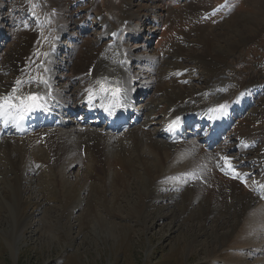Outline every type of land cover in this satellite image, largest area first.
Instances as JSON below:
<instances>
[{"label": "bare ground", "instance_id": "obj_1", "mask_svg": "<svg viewBox=\"0 0 264 264\" xmlns=\"http://www.w3.org/2000/svg\"><path fill=\"white\" fill-rule=\"evenodd\" d=\"M43 1L47 3L48 0H38L39 3ZM53 1L58 3L59 8L47 6L49 4L47 3L46 6L51 16L48 15L45 18L34 16L32 25H29L28 20L21 19L24 15H21L19 20L16 19L15 12L14 17L9 16V11H6L4 4H0V39L8 30L4 27L5 23H1L5 16L10 17L12 23L15 24L21 39L24 38L29 42L28 47H22L15 51L17 56H14L16 61L13 60V64L3 65L4 71L2 70V72L11 68L9 71L12 76L9 78L7 76V80L4 76H0V103L4 105L0 109V118L7 121L0 127V162L3 166L5 164L1 171L4 172L3 184L11 188V210L14 212L15 218L20 216L19 224L16 223L15 226V234L20 232V226L25 224V220L28 221L34 213H40V210L42 211L44 208V206L33 202L34 194L37 195L39 192V190L37 192L36 179L33 176H36L38 171L46 173L53 169L49 166L50 164L60 165L65 159L75 156L78 157L75 161L76 166H81L79 157H82L84 152L88 161L96 166L104 167L103 169H110L113 165H116V168L121 166L119 171L122 170V174H120L121 172L117 174L124 178L138 174H144L150 178V182L146 184L149 195L142 198V205H147L148 201L157 199L155 191L161 189L163 183L172 180L171 184L176 190L188 187L189 189L186 191H192L195 197L201 198L203 202L207 201V205H205L207 213L214 212L215 206L221 204L228 205L231 209L238 206L237 208L243 211L239 215L241 218L248 220L252 216L251 219L256 221V212L253 211L256 209L257 200L254 198L262 199L263 202L257 216L263 221L264 179L258 181L253 176L256 157L247 158V153L244 151L245 147L254 143L246 140L249 135L255 134V129L250 127L239 129L236 131L237 136L233 142L227 140L222 132L217 134L215 130H209L207 134L200 133L196 129L191 130L189 136L188 133L186 134V139L182 136L177 137L179 140L176 142L167 136L169 132L176 129L177 123L183 124L189 118H193L194 121L199 118L197 122L204 123L202 116L209 121L208 126L216 124L215 127L218 131L230 128L236 121L235 119L233 122L234 112L239 110V113L244 116L254 103L256 95L261 91V85L257 80L248 81L255 75L247 74L246 79L245 77L239 79V83L235 82L234 85H219L227 79L226 74L219 73L216 78L211 79L212 85L205 84L195 87V85H190L191 80L188 77L193 71L190 69L188 74V70H186L188 67L181 66L183 63L180 64V70L173 72L177 67L172 65L173 62L167 61L166 71H164L166 74L168 73L167 83L164 80L166 74L163 72L165 75L160 76L163 70L162 65L158 64L159 66L154 72L149 69V64L154 66L158 62V50L163 42L160 37L154 47L149 42L152 39L151 36L158 32V26L162 22L168 23L171 19H180L183 13L186 14L184 6L173 4L168 9L170 17L165 19L164 5L156 3L155 0H128L132 2L133 7L122 9L120 15L111 10L112 17L117 16V19L112 21L107 13L103 12L100 0H88L89 3L84 4L83 7L74 3L67 8H64L65 3H59L61 0ZM16 3L17 9L22 8L21 10L29 11L28 15L33 13L31 5H20L19 0ZM18 5L20 6L18 7ZM195 9L192 10L195 11ZM102 12L105 13L104 17L101 16ZM79 14H83V18L74 20V17ZM93 14L99 20L92 24L94 26H89V17ZM53 17L56 18L57 25L56 33L49 40L52 44L45 49L43 57L34 65V61L39 56L37 45L41 28L49 25ZM37 20L39 25L35 26ZM249 20L253 23L256 22L252 17ZM90 29L96 31L92 42V51H80L68 61L60 59L61 54H66V58H68L71 53L67 50L68 46H64L63 41L77 39L80 35L87 34ZM147 34L151 39L145 37ZM202 35L204 36L200 38L201 40L208 38L205 37L206 31L204 30ZM185 42L190 44V41ZM139 49L142 52H139ZM230 56L232 54L226 57L222 69ZM215 57L219 59L220 63L210 64L213 73L223 62L221 57ZM187 61H192V59L188 58ZM132 65L136 69L132 68ZM62 68L66 69L68 73L70 72L71 79L65 78L66 75H58ZM171 74L173 75L171 76ZM235 75L236 73L233 77L236 78ZM211 76L212 73L206 70L204 78ZM116 78H118L117 82L114 80ZM150 80L152 82L162 81L167 85H162L163 88L158 94L151 93L148 85ZM240 83L243 85L240 86ZM244 83H248V85H244ZM31 95H35L36 99L31 100ZM5 98L10 99L5 102ZM137 99H139V104L145 102L142 106V109L145 110L143 119L142 109L138 110L140 105L134 107L132 104ZM223 103L224 105H222ZM214 105H218L217 109L210 112ZM26 108L31 110L38 124L34 129L28 127L23 131L20 124L26 121L25 114H23ZM79 109H83V113L90 110L93 115L100 114L101 118H106V123L113 126L121 127L126 121L130 125L133 123L134 125L125 128L121 133L123 137L120 136L117 142L107 143L102 136H107L109 132L103 131V128L83 131L78 118L72 116V113ZM55 111L59 118L54 116L56 115ZM179 115H183V118L181 121H176ZM191 121L193 122V120ZM46 122L48 125H44ZM5 126L12 128V132L3 131ZM131 129H137V132L129 137L125 133L126 131L130 133ZM32 150H36L37 154L24 155V151ZM181 162H183L182 165H180ZM169 168L175 169L173 174L166 172ZM259 182H261V187H259ZM48 183L50 184L45 180L44 185ZM242 186L253 190L252 196L249 195L250 193H246ZM24 188H27V194L31 193L29 196L31 201L28 199L23 202ZM207 188H212L214 191H209ZM245 197H249V201H246ZM64 198L66 197L64 196ZM66 206H64L63 212L69 215L74 214L77 206H68V208ZM147 207L140 206L139 210L144 211ZM106 223H108L107 220H105ZM251 228L253 227L251 226ZM254 233L256 236V230ZM254 233L252 234L254 235ZM227 237L224 235L222 238L225 240ZM225 245L224 243L223 247ZM259 249L261 250V248Z\"/></svg>", "mask_w": 264, "mask_h": 264}, {"label": "rangeland", "instance_id": "obj_2", "mask_svg": "<svg viewBox=\"0 0 264 264\" xmlns=\"http://www.w3.org/2000/svg\"><path fill=\"white\" fill-rule=\"evenodd\" d=\"M17 1L0 0V4H4L6 11H9V16L14 17L15 12L16 19L19 20L21 15H24L21 19L28 20V12L25 9L21 10L22 8L17 9ZM100 1L103 12L105 11L112 21L116 20L117 16L112 17L111 10L120 15L122 9L126 10L129 6L133 7L132 2L128 0ZM263 1L155 0L156 3L164 5L163 15L165 19L170 17L168 9L173 4L186 7L185 12L189 13H186L187 15L183 13L180 18L181 21H179L180 19H171V22H162L158 26V32L151 36L152 39L148 34L145 36L151 39L150 45L152 44L154 47L160 37L163 41L158 50V62L154 66L149 64V69H152L153 72L157 66L162 65L163 70L160 75L162 77L166 74L164 71H166L165 64L167 61L173 62L172 65L177 67L173 72L180 70L182 63V67H188L189 73L192 69L193 72L188 77L191 80L190 85H195V87L205 84L212 85L211 79L216 78L219 73L227 75V79L219 85H234L235 82L239 83L247 74L255 75L251 77L253 80L249 79L248 81L257 80L258 84L261 85V91L256 95L251 110L248 109L244 116L238 112L235 116L238 119L237 123L232 129L228 128L224 135L233 141L237 136L236 131L241 128L250 127L256 130L255 134L249 135L248 140H246L254 143L249 146L250 148L245 147L244 151L247 153V158L256 157L254 177L258 180L264 179V167L261 168L264 163ZM28 2L29 4H27ZM19 3L23 6L31 5L33 14H37L39 18L48 17L46 11L48 13L50 11L47 6L59 8L58 3L53 0H48L47 3L49 4L44 1L39 3L38 0H19ZM59 3H65L64 8L74 3L83 7L89 1L61 0ZM194 8H196L195 11L192 10ZM103 12L101 16L104 17L105 13ZM90 16L89 26H94L92 24H95L94 22H97L99 18L97 19L95 14ZM251 17L256 20L255 23L249 20ZM58 18L57 16V20ZM79 18H83V14L76 15L74 20ZM51 20L50 24L46 25V27H50L44 29L43 33L40 34L41 36H38L37 52L41 58L44 54L42 52L52 44L49 41L51 36L56 33L53 31L55 30L54 27L56 28L57 20L55 17ZM10 21V17L4 16L1 22L2 24L5 23L4 27L8 28L0 39V76H4L6 80L7 76L8 78L12 76V73L9 71L11 68L2 72L3 65L13 64L17 56L15 51L29 46V42L24 38L21 39L15 24ZM49 29H51L50 33ZM203 30L206 31L205 37L208 38L201 40L200 38L204 36L202 35ZM95 32V30L90 29L87 34L80 35L77 39L64 40V46H68L67 50L71 53L68 52L70 55L68 58H66V54H61L60 59L68 61L80 51H92ZM142 41L144 40L142 39ZM185 41H190V44H186ZM138 51L142 52L141 49ZM230 54L232 56L228 58L225 67L222 69L226 57ZM215 56L221 57L223 62L213 73L210 64L213 62L220 63ZM188 58H191L192 61H187ZM185 63L186 65H184ZM132 68L136 69L133 65ZM206 70L212 73L211 77L204 78ZM59 71V76L66 75L65 78L71 79L70 72L68 73L66 69L62 68ZM232 71L236 73V78L233 77L235 73ZM167 77L168 73L164 76L166 83ZM57 81L59 82V79ZM166 83L150 80L148 82L149 91L158 94L163 88L162 85H167ZM241 85L243 83H240ZM244 85H248V83H244ZM138 100L135 102L136 105L139 104ZM144 103L139 104L138 110L142 109ZM144 112L143 108L141 110L142 119ZM90 120L92 119L87 121ZM105 124L106 122H96L86 126L96 127L99 130L103 128L106 131ZM123 132L124 130H118L116 134L108 133L107 136L102 137L107 143H114L118 141ZM136 132L137 129H131L130 133L126 131L125 134L132 137ZM35 154H37L36 150L24 151L25 156ZM77 158L75 156L65 159L60 165L50 164L49 166L53 169L46 173L38 171L36 176H33L36 179L37 192L39 190L38 196L34 194L33 202L44 206V208L42 211L40 210V213H34L28 221L25 220V224L20 226V232L16 234L15 226L19 224L20 216H18L19 219L18 217L15 218L14 212L11 210V188L3 184L4 172L1 171L5 164L3 166L0 162V264H264V225H262L264 220L262 221V218L259 219L257 216L263 202L262 199L254 198L257 200L256 209L253 211L256 212V221L251 219L252 216L248 220L241 218L239 215L243 211L237 208L238 206L231 209L228 205L221 204L215 206L214 212L207 213L205 209L207 201L203 202L201 198H196L192 191H186L189 189L188 187L183 190H176L171 184L173 181L170 180L163 183L161 189L155 191L157 199L148 201L147 205H142V198L149 195L146 184L151 179L146 175L138 174L124 178L117 174L120 172L122 174V170L119 171L121 166L116 168V165H113L110 169H103L104 167L96 166V164L88 161L85 152L82 157H79L81 166H76ZM209 163L208 166H210ZM182 164L183 162L180 163V165ZM174 171L173 168L166 170L172 174ZM44 175L45 177H43ZM42 180L44 182L47 180L50 184L44 185ZM260 183H258L259 187L262 186ZM176 184L179 183L176 182ZM242 187L245 188L246 193L248 192L252 196L253 190ZM26 191L27 188H24L23 202H26L31 195V193L27 194ZM209 191L214 190L210 188ZM248 198L245 197V200L249 201ZM65 204L69 207L77 206L74 214L69 215L63 212ZM140 206L148 207L144 211H140ZM105 220L108 221L107 225ZM256 222L257 224H255ZM224 235L226 237L228 235L225 240L222 238ZM260 236L263 237L260 238ZM224 243L226 244L225 247H223Z\"/></svg>", "mask_w": 264, "mask_h": 264}, {"label": "snow or ice", "instance_id": "obj_3", "mask_svg": "<svg viewBox=\"0 0 264 264\" xmlns=\"http://www.w3.org/2000/svg\"><path fill=\"white\" fill-rule=\"evenodd\" d=\"M10 98H5V102H7V100H9ZM32 99H36L35 97H32ZM4 107V105L2 103H0V109H2Z\"/></svg>", "mask_w": 264, "mask_h": 264}]
</instances>
